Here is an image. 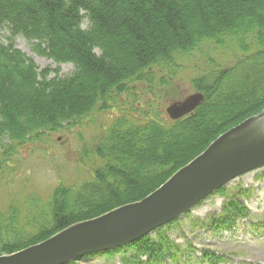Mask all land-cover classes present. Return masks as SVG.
I'll return each instance as SVG.
<instances>
[{"label": "trees", "instance_id": "16d2710c", "mask_svg": "<svg viewBox=\"0 0 264 264\" xmlns=\"http://www.w3.org/2000/svg\"><path fill=\"white\" fill-rule=\"evenodd\" d=\"M4 29L11 33L9 43L2 40ZM18 35L33 41L40 55L72 63L75 70L67 76H60L58 68L39 70L14 46ZM206 44L231 48L236 60L192 79L195 90L205 95L192 113L173 120L165 112L166 119L152 101L126 110L121 97L136 95L137 83L149 84V90L160 84L157 98L176 99L178 60ZM165 69L167 76L160 75ZM114 107L120 113L101 130L95 145L84 149L87 158L101 161L90 160L89 178L59 184L46 205L32 206L24 222L14 209L0 211V255L143 199L220 134L264 110V0H0V166L17 149L59 133L97 109ZM249 213L244 203L231 199L211 225L231 230ZM164 227L156 230V238L148 234L79 260L99 254L113 258L131 248L130 257L123 253L126 263L157 264L165 258L177 263L181 249ZM223 259L205 249L197 257L211 264Z\"/></svg>", "mask_w": 264, "mask_h": 264}, {"label": "rangeland", "instance_id": "374dc122", "mask_svg": "<svg viewBox=\"0 0 264 264\" xmlns=\"http://www.w3.org/2000/svg\"><path fill=\"white\" fill-rule=\"evenodd\" d=\"M88 25L85 20L83 27L87 28ZM10 34L8 29H4L2 40L5 43H9L7 36ZM13 44L32 58L39 70L46 67L58 68L60 76L71 75L75 70L72 63L59 64L40 55L34 50L33 41L22 35L16 36ZM235 57L236 53L231 48L219 49L214 44H206L191 55L179 59L181 68L176 71L177 77L174 80L178 94L176 99H182L196 91L192 82L194 77L214 69L215 66L232 65ZM167 73L165 69L159 74L167 76ZM159 85L152 84L150 91L149 84L137 83L136 95L125 94L121 97L126 110L132 111L133 104L139 107L141 102L152 101L153 109L160 110L161 116L167 119L165 108L171 100L167 96L157 98L154 91H157ZM150 111L153 112L152 109ZM140 112L141 109H138L135 113L138 115ZM119 113L118 107L110 110L97 109L75 125L17 149L9 155L8 160L1 159L0 211L9 214L14 209L18 212V221L24 222L26 214L34 209L32 206L46 205L59 184L79 183L89 178L92 173L91 161H101L95 156L87 158L84 149H91L95 145L101 130ZM2 157L0 153V158ZM224 188L223 192H215L181 215L176 222L164 227L169 239L181 249L180 260L175 263L170 258H165L157 264H211L197 260L204 249L224 256L219 264H264V167L237 177ZM231 199L244 203L250 215L248 218L238 219L231 230H217L216 226L211 225L212 217L221 215ZM150 236L156 238L157 231ZM123 253L130 257L134 250L124 249L113 258L104 254L90 256L78 263L136 264L124 262ZM141 260L146 261V257L142 256Z\"/></svg>", "mask_w": 264, "mask_h": 264}, {"label": "water", "instance_id": "95a60500", "mask_svg": "<svg viewBox=\"0 0 264 264\" xmlns=\"http://www.w3.org/2000/svg\"><path fill=\"white\" fill-rule=\"evenodd\" d=\"M205 99L195 91L168 103L173 120ZM264 167V110L220 134L143 199L63 228L45 240L0 255V264H66L131 244L174 221L235 178Z\"/></svg>", "mask_w": 264, "mask_h": 264}]
</instances>
